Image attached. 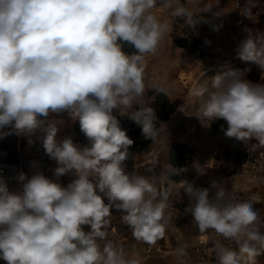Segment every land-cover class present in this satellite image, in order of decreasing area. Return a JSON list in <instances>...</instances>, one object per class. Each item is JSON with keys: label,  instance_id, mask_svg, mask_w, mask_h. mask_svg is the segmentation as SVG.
<instances>
[{"label": "clouds", "instance_id": "obj_1", "mask_svg": "<svg viewBox=\"0 0 264 264\" xmlns=\"http://www.w3.org/2000/svg\"><path fill=\"white\" fill-rule=\"evenodd\" d=\"M182 0H0V139L9 135L41 141L56 163L46 175L34 162L20 172L17 190L0 177V260L6 264H141L136 254L108 239L113 211L137 240L154 246L170 222V176L145 177L128 171L134 141L120 124L127 118L142 135L160 139L155 110L146 92L167 94L165 86H146L148 55H157L172 27L169 13L190 28L211 23ZM218 3L203 4L207 13ZM253 0L243 9L250 16ZM221 13H213L219 17ZM214 31L220 25L212 24ZM236 58L262 70L264 32L247 30ZM127 43L136 49L123 51ZM249 68L224 63L210 84L196 85L197 117L226 121L225 135L264 148V84L247 80ZM67 113L88 143L58 137ZM173 174H179L176 170ZM72 176L64 185L60 178ZM190 213L200 233L215 234L217 264H257L264 252V218L247 199L213 180L198 187L182 179ZM163 184V189L160 185ZM102 242V243H101ZM189 245L177 242L176 264H184Z\"/></svg>", "mask_w": 264, "mask_h": 264}, {"label": "rangeland", "instance_id": "obj_2", "mask_svg": "<svg viewBox=\"0 0 264 264\" xmlns=\"http://www.w3.org/2000/svg\"><path fill=\"white\" fill-rule=\"evenodd\" d=\"M218 1L220 2L207 13H202L204 11L203 4L208 2L214 4L217 0H192L188 4L196 15H201L211 22H201L195 28H190L180 19L171 18L167 11L158 10L159 16L168 18L170 21L172 30L167 37L172 42V48L170 47L165 53L164 50H159L157 55H148L144 64L146 86L162 85L167 89L166 95L157 93L154 89H148L146 92L148 103L155 110L160 139L153 144L152 140L146 139L142 135L140 126L135 122L127 118H120L121 127L127 130V134L134 141L130 149L134 157L126 161L127 165L138 162L145 167L149 163L148 160H151L156 165L154 177L168 175L174 182L187 179L198 187H209L213 180L221 181L217 178L225 177V180H228L227 175L221 168H218L213 158L219 156L224 159H233L239 154V141L225 135L228 125L223 119H217L207 124L202 122L197 117L201 101L190 96V93L198 84H210L209 78L217 74L224 63H231L234 68L238 69L249 68L250 71L246 73L245 78L254 84H264V78H262V70L257 65L241 63L236 58L239 46L233 42L234 31L229 33L227 31L228 26L237 25V20L234 21L236 1H241L244 9L248 0ZM182 2L187 3V0H182ZM253 4L255 6L251 7V12L256 8L261 9L263 17L259 32H264V0H253ZM219 7H222L220 10L223 15L217 18L213 16V13H216ZM212 24L220 25L219 30L214 31ZM250 27L247 30H252ZM247 30L239 32L243 39L248 35ZM212 67L217 70L211 71ZM177 112L175 122L171 125L167 136L163 138L164 132ZM57 117L64 121L59 128V138L71 136L74 141L79 139L81 147L88 143L80 132L78 123H72L67 113L60 116L53 115L50 118ZM25 138V143L30 144L29 137L25 136ZM31 139L34 143H31L30 146L41 144V141L38 142L33 137ZM153 150L156 151L155 154L157 153L154 157L150 156ZM38 160L52 163L50 158L49 161L45 158ZM176 170L179 174H173ZM172 181H168L171 194L170 207L167 210L171 219L159 248L147 252L146 244L137 241L132 236L131 230L121 222L120 216L123 213L113 211L114 217L108 230V239L122 246L126 253L136 254L141 264H176L175 248L178 241L186 242L189 245L188 256L185 258L184 264H194L198 241L203 240L208 245H213V240L216 238L211 230L206 233L198 231L195 222L192 221L191 214L185 213L188 197L183 193V190H180L178 184L172 183ZM160 187L163 189L164 185L161 184ZM232 193L242 200H251L253 194L256 196L252 189H234ZM256 262L264 264V252L256 257ZM0 264H6V262L0 260Z\"/></svg>", "mask_w": 264, "mask_h": 264}, {"label": "built area", "instance_id": "obj_3", "mask_svg": "<svg viewBox=\"0 0 264 264\" xmlns=\"http://www.w3.org/2000/svg\"><path fill=\"white\" fill-rule=\"evenodd\" d=\"M236 6L241 8L242 5L239 1L236 2ZM260 16V12L258 10L253 12V16L251 19L256 20ZM249 20H237V27L236 26H228L227 31L231 32L232 30L235 32L238 28L246 29L248 26ZM237 28V29H236ZM240 61V60H239ZM241 62V61H240ZM244 63V62H241ZM177 114L174 116L173 120L171 121L170 125L164 132L163 138H165L168 134V131L171 128V125L175 122L177 118ZM15 135V134H13ZM17 137V147L18 146V135ZM162 138V139H163ZM77 144L81 146V140H75ZM256 140H251L247 144L242 141H239L240 151L239 154L234 157L233 159H224L218 158L216 159L217 165L223 166L225 171L229 175H246L251 179L259 182L261 185L264 186V148L253 147V145L257 144ZM16 149L13 154H9L6 152L5 160L0 161V177H3L7 182L12 190L19 189L20 185L17 182V176L20 172L28 173L29 175L33 171L32 164L35 162L38 167L45 172L48 168L54 169L56 167L55 161L51 160V164L46 163L42 160L34 159V158H26L23 157L20 150ZM5 155V154H4ZM150 156H155V150L150 153ZM149 164L153 162L148 160ZM141 164L136 162L127 165L128 171L135 170L138 174L140 173ZM154 171V169H153ZM149 171L145 177L151 178L154 177V172ZM74 178L72 176H64L61 179L67 184L70 180ZM162 240V239H161ZM161 240L157 241L154 246H149L146 244L145 249L147 252H151L152 250L159 248L161 244ZM197 255H196V264H215L216 257L213 250V245H208L205 241L199 240L197 245Z\"/></svg>", "mask_w": 264, "mask_h": 264}, {"label": "crops", "instance_id": "obj_4", "mask_svg": "<svg viewBox=\"0 0 264 264\" xmlns=\"http://www.w3.org/2000/svg\"><path fill=\"white\" fill-rule=\"evenodd\" d=\"M218 2H220V1H218ZM239 2L242 5L241 8H238L236 6V3L234 4V14L236 15V18H235L234 21H236V20H249V19H250V21L248 22V26H247L246 29L238 28V30L236 32H233V38H234L233 42H235L238 46L240 45L241 41L244 40L242 38V36L239 35V32L247 30L250 26H251L250 28L252 29L253 33L259 31V27H260V24L262 22V17H263L260 8H256V9L252 10V12L249 14L250 16H242L243 15L242 14L243 4H242L241 1H239ZM219 6H221V5H219ZM220 9H222V7L217 8L216 12L221 13V16H222L223 12H221ZM256 10H258L260 12V16L258 17V19L253 20L251 18L253 16V12L256 11ZM236 23H237V21H236ZM260 30H262V28H260ZM237 34H238V36H237ZM170 47L172 48V42H170L168 37H166L165 40L162 41V43L160 44L159 50H164V53H165V52H167V50H169ZM150 56H151V54H150ZM210 70L211 71H216L217 68L212 67ZM33 139L37 140L35 136H33ZM25 141H26L25 136H23V135L19 136V138H18V146H19V148H18L17 144H16L17 143V137L15 135L12 134V135L7 136L4 139H0V161L7 159V158H5L6 152L9 153V154H13L16 151L17 148L20 150V152H21L23 157H26V158H37V159L45 158V159H47V161H49V157L45 154V152H44V150L42 148V144H39V145L38 144H34V145L30 146V144L25 143ZM39 141L40 140H38V142ZM218 158H222V157L214 156V158H213L214 163L216 165H217L216 159H218ZM217 166H218L219 169L221 168V170L224 172V174L227 175L226 177H228V180H225V177L224 178H219V179L217 178V180H221L222 182H224L226 184V186L229 188V190H231V192L234 189H246V190H249V189L251 190L252 189L253 190V192L256 194V196H254V194H253V197L250 200L253 203V209L255 211H257L258 214L262 218H264V186L261 185L259 182H257L255 180L251 179L250 177L246 176V175H229L225 171V168L223 166H220V165H217ZM140 169L141 170H140L139 174H141V175L146 176V174L149 171H153V169H154L153 172L155 174L156 165H155L154 162L152 164L148 163V165H145V167L141 164ZM52 170H53L52 168H48L44 173L46 175H48L49 177H51L53 175ZM231 177H236V178H231ZM60 182L63 183L64 185H67L61 178H60ZM258 187L263 188V190H260V188H258ZM213 235H215V234L213 233ZM195 252H196L195 253V260H196L197 249L195 250ZM194 264H196V261L194 262ZM215 264H217V262Z\"/></svg>", "mask_w": 264, "mask_h": 264}, {"label": "trees", "instance_id": "obj_5", "mask_svg": "<svg viewBox=\"0 0 264 264\" xmlns=\"http://www.w3.org/2000/svg\"><path fill=\"white\" fill-rule=\"evenodd\" d=\"M123 51H125L128 54H132V53H134L136 51V49L134 48V46L125 43L123 45Z\"/></svg>", "mask_w": 264, "mask_h": 264}, {"label": "bare ground", "instance_id": "obj_6", "mask_svg": "<svg viewBox=\"0 0 264 264\" xmlns=\"http://www.w3.org/2000/svg\"><path fill=\"white\" fill-rule=\"evenodd\" d=\"M54 119V118H53ZM55 119H61V118H59V117H57V118H55ZM156 152V151H155ZM156 155H157V153H156Z\"/></svg>", "mask_w": 264, "mask_h": 264}]
</instances>
